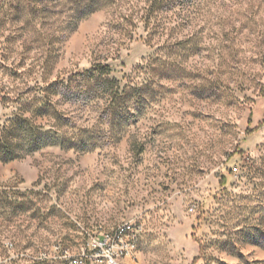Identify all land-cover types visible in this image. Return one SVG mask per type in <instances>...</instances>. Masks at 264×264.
<instances>
[{"label": "rangeland", "instance_id": "374dc122", "mask_svg": "<svg viewBox=\"0 0 264 264\" xmlns=\"http://www.w3.org/2000/svg\"><path fill=\"white\" fill-rule=\"evenodd\" d=\"M126 221L130 264H264V0H0L5 264Z\"/></svg>", "mask_w": 264, "mask_h": 264}, {"label": "built area", "instance_id": "2783aa9c", "mask_svg": "<svg viewBox=\"0 0 264 264\" xmlns=\"http://www.w3.org/2000/svg\"><path fill=\"white\" fill-rule=\"evenodd\" d=\"M140 234L141 228L135 222L126 221L90 235L78 249L55 244L34 251L32 257L52 264H128V260L135 259L126 254V245L138 243ZM26 255L25 251L17 252L10 240L5 241L3 247L0 245V264Z\"/></svg>", "mask_w": 264, "mask_h": 264}, {"label": "trees", "instance_id": "16d2710c", "mask_svg": "<svg viewBox=\"0 0 264 264\" xmlns=\"http://www.w3.org/2000/svg\"><path fill=\"white\" fill-rule=\"evenodd\" d=\"M93 72L89 73L90 77L91 76H94V73H97V74H108L110 72V69L107 65H101V64H98L96 65L94 68H93ZM90 72V71H88ZM114 82H116V80L114 79H110V78H106L103 80V83L104 85H107L108 87H114L112 84H114Z\"/></svg>", "mask_w": 264, "mask_h": 264}, {"label": "bare ground", "instance_id": "6f19581e", "mask_svg": "<svg viewBox=\"0 0 264 264\" xmlns=\"http://www.w3.org/2000/svg\"><path fill=\"white\" fill-rule=\"evenodd\" d=\"M135 249V243H129L126 245V254H128L129 257H132L133 251ZM131 260H128V264H130Z\"/></svg>", "mask_w": 264, "mask_h": 264}]
</instances>
